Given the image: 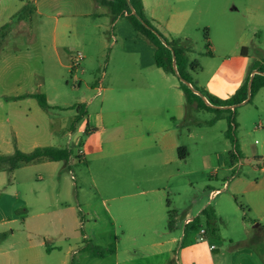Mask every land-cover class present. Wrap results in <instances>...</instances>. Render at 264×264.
Listing matches in <instances>:
<instances>
[{
  "label": "crops",
  "instance_id": "1",
  "mask_svg": "<svg viewBox=\"0 0 264 264\" xmlns=\"http://www.w3.org/2000/svg\"><path fill=\"white\" fill-rule=\"evenodd\" d=\"M243 1L248 14V24L254 26L253 34L256 37V33L264 25V20H260L257 15L258 11L264 12V0ZM142 3L146 16H149L158 25L159 30L171 39H175L183 32L185 24L194 12L193 8L186 7L179 12L170 13L169 17L164 19L160 13L163 0L149 4L147 0H142ZM225 6L229 7V12L239 11L235 3ZM201 9L200 5L199 11ZM108 10L110 13L109 8ZM81 17L86 19L89 14H82ZM59 25L54 31L53 57L57 66L71 69L73 57L70 54L69 59H66L63 49L67 48L65 47L67 32L72 30L70 25ZM78 33L79 31L74 28V34ZM134 35L143 36L137 31ZM80 36L82 39L79 43L82 44L84 32H80ZM143 37L146 40L141 41H146L145 45L149 46L151 54L155 55L156 47L145 36ZM253 42L255 41L245 40L236 43L234 51L222 57L205 87L200 90L226 100L240 88L246 77L263 76L261 70L264 68V51L256 45L252 46L258 55L263 52L260 58L253 57L250 52V45ZM82 56L84 58V55ZM154 63L158 72L153 79L146 76L144 82L146 88L144 91L141 90L143 99H139L133 88L128 89L127 93L122 89L117 113H104L103 106L96 113H89L83 104L77 107V115L70 130L67 131V145L70 147H57L71 151L67 163L42 161L23 165L12 172L7 167L0 169V264H133L134 257L148 258L144 252L146 248L143 247L141 250L135 247L140 238H148V235L151 240H155L152 248L156 253L152 256L157 258V264L170 263L168 261L160 263L158 258L165 253L164 247H171L174 244H177V248H169L168 253L175 254L176 264H221L217 259L226 258L228 252L220 248L221 246L223 248V241L228 239L230 249H235L233 253L231 252L233 264H264V253L251 242L255 240L264 245V166L260 163L264 162V149L263 154L254 156L257 168L253 165L248 174L242 176L233 174L232 180H227L229 177L224 178L225 189L229 192L210 187L208 198L211 203L205 204L204 198L198 203L197 198H194L193 203L184 209H178L180 204L173 206L171 201L173 195L179 199L188 195V189L183 185V181H187L190 175L188 157L184 156L186 160H183L178 149L187 148L189 140L195 137V133L188 126L190 109L206 110L189 106L181 86L174 80L172 82L167 72L156 65L155 58ZM152 64L153 62L146 67L151 70ZM194 67L188 68L189 74ZM157 81L164 82L169 91L159 90ZM97 89L99 93L102 91L101 87ZM106 90H111V87H106ZM149 93L154 98L147 100L146 96ZM262 93L264 87L259 89L249 103L243 105L254 102L256 104L257 101L256 111L261 112L258 99L264 95ZM35 94L38 93L29 92L14 98L36 99L32 97ZM46 99L48 101L47 97ZM48 104L52 107L49 101ZM106 114L109 116L108 124ZM192 120L201 124V120L196 117ZM36 127L38 128V125ZM240 128L245 130L247 135H252L257 130H264V125L260 123L252 129L247 124H238L237 129ZM107 132L110 136L105 144ZM238 136L239 143L243 145L246 136L240 131ZM200 137L204 139L203 135ZM82 139L83 147L78 150L76 160H73L71 146ZM4 143L8 142L3 140ZM28 144H31L29 149L19 150L29 153L38 147H47L41 145L37 134L30 136ZM242 145L241 153H232L233 166L227 170L232 171L234 166L240 169L245 163ZM14 153L0 156H10ZM211 156H215L217 160L220 158L219 153L204 155L203 167L211 169V176L218 178L220 165L213 166L209 162ZM115 158L117 162L112 164L111 160ZM105 160H108L104 163L105 168L117 169L118 185L116 188L104 190L91 185L100 196L103 210H99L92 203H81L80 191L83 187L74 189L73 184L68 182L65 173L61 171L64 169L73 174L74 167L85 165L90 170L92 184L95 180L91 175V167L94 163ZM247 161L251 162L249 159ZM224 165L226 166L225 163ZM75 180L77 183V178ZM185 186L188 187L189 184ZM222 195L227 198L225 205L218 201ZM233 195H242L247 200L249 214L245 211H242V214L245 218L251 215L254 226L251 228L248 222L242 219L239 233L227 236L225 233L231 220L240 217L238 204L230 198ZM232 211L237 215L232 217ZM170 213L173 215L172 223H169ZM164 220L168 221L166 232L159 227ZM209 221L212 228L209 227ZM217 222L224 226L223 230L217 227ZM124 224L127 225L126 229L123 228ZM177 226H181L179 235H175L174 231ZM210 229L214 235L218 234L216 237L221 243L218 246L214 243L209 244L207 254H203L197 243L208 238ZM202 230L205 233L200 240ZM85 240L90 241L93 246L100 247L102 254L96 256L92 252L84 251ZM125 240L133 242L130 250H124ZM213 245L215 249H211ZM169 254L171 256V253ZM223 263L226 264L227 261L224 260Z\"/></svg>",
  "mask_w": 264,
  "mask_h": 264
},
{
  "label": "rangeland",
  "instance_id": "2",
  "mask_svg": "<svg viewBox=\"0 0 264 264\" xmlns=\"http://www.w3.org/2000/svg\"><path fill=\"white\" fill-rule=\"evenodd\" d=\"M155 1L159 0H147V3ZM163 1L160 13L164 19L169 17L170 13L179 12L186 7L194 9L183 32L175 39L182 40L191 51L188 55L189 62L196 65L194 70H190V74L196 88L205 87L222 57L232 53L236 43L245 40L255 41L250 45L251 55L262 56L263 52L258 55L252 46L256 45L264 51V25L255 37L254 26L248 24V14L243 0ZM233 3L239 8L238 13L229 12V7L225 6ZM200 5L201 11H199ZM87 13L89 17L83 19L81 15ZM257 15L260 20H264V12L258 11ZM147 17L159 30L158 25L149 16ZM59 24L70 25L72 30L67 32L65 44L67 48L63 49L66 59H69L70 54L72 57L79 53L84 55L77 67L64 69L55 63L54 31ZM74 28L79 31L78 34H74ZM80 32H84L85 35L82 44L79 43L82 39ZM134 34L136 31L127 17H120L113 22L108 8L97 5L94 0H0V154H12L17 148L29 149L31 144H28V140L33 134L39 136L41 145L67 147V131L74 122L77 107L80 104L85 105L89 113H96L102 106L104 113H117L122 97L120 90L123 89V92L127 93L131 88L135 90L140 100L143 99L141 90L146 88L144 85L146 76H151L153 79L158 71L154 63V54L152 55L149 46L145 45L146 41H141L146 39L141 35L136 37ZM168 39L171 40V38ZM152 62V69L149 70L146 66ZM167 76L172 78V82L174 80L181 86L182 81L177 75L167 73ZM157 83L159 90L169 91L164 82L157 81ZM98 87L102 88L100 93ZM106 87H111V90H106ZM29 92L45 95L52 107L43 109L36 99L14 98ZM146 98L149 100L154 97L149 93ZM258 102L261 112L256 111L257 101L256 104L254 102V104L239 107L235 115L236 123L247 124L252 129L257 124L264 125V95H261ZM194 109H190L188 124L190 130L195 133V137L187 144L190 175L187 181H183L184 187L188 189V195L181 199L175 195L171 197L173 206L181 205L178 209L191 205L194 198H197L198 203L202 202V198L205 204L210 202L208 198L210 187L227 190L224 178L229 177L227 180H232L233 174L242 176L248 174L253 165L257 168L258 164L254 156L263 154L264 149V130H257L252 135H247L242 128L237 129L238 135L240 131L246 136L244 144L239 143L240 146H244L245 163L240 169L234 166L232 171L227 170L233 166L231 156L234 152L231 140L225 136L229 128L230 113H224V120L214 122L216 124L211 127L210 122L215 114ZM108 117L106 114V123ZM195 117L201 120V124L192 120ZM201 135L204 136L203 140ZM109 136L110 133L107 132L105 144ZM3 140L8 143L3 144ZM81 147H83V139L71 146L73 160H76ZM213 153L220 154L219 160L215 156L209 157V162L213 166L220 165L218 178L211 176V169L203 167V156ZM248 159L251 162H248ZM106 162L108 160L96 162L91 167V175L95 180L92 184L90 170L85 165L74 167L73 174L64 169L61 171L65 173L68 182L73 184L74 189L83 187L80 191L81 203H92L99 210L102 209L100 196L95 193V188L91 185L100 190L116 188L118 185L117 169L105 168ZM111 162L116 163L117 159H112ZM260 163L264 166V162ZM72 175L75 178L72 179ZM187 183L188 187L185 186ZM230 198L238 204L240 217L231 220L225 233L227 236L239 233L242 219H245L251 228L254 226L252 216L247 215L245 218L242 214V211L249 214L247 200L242 195H233ZM225 199H227L225 195H222L218 201L225 205ZM231 215L234 217L237 214L232 211ZM159 227L166 232L168 221L164 220ZM217 227L223 230L224 226L217 222ZM123 228L126 229L127 225L124 224ZM180 230L181 226L175 227V235H179ZM217 235V233L214 235L210 229L208 238L197 243L203 254H207L209 244L214 243L218 246L221 243ZM147 237L140 238L135 247L141 250L143 247L146 248L144 252L148 258L134 257L133 264H157V258L152 256L156 253V250L152 248L155 240H151L149 235ZM251 242L264 253L262 243L255 240ZM236 243L241 242L236 241ZM124 246V250H130L133 242L125 240ZM230 247L229 239L223 241V248L221 246L220 249L227 250V257H219L217 262L224 264L223 261L226 260V264H233L234 259L231 258V254L235 249L231 250ZM169 248L176 249L177 244L163 248L165 253L158 258L160 263L168 261L169 264H176L175 254L169 252L171 257L168 253Z\"/></svg>",
  "mask_w": 264,
  "mask_h": 264
},
{
  "label": "trees",
  "instance_id": "3",
  "mask_svg": "<svg viewBox=\"0 0 264 264\" xmlns=\"http://www.w3.org/2000/svg\"><path fill=\"white\" fill-rule=\"evenodd\" d=\"M98 5H105L110 9L112 21L115 22L120 17H127L135 30L145 36L155 47L154 55L156 65L167 73L177 75L181 82V88L186 96L187 103L191 107L203 109L215 114L210 122L213 124L223 118L224 113H230L228 117L229 128L225 136L231 140L234 152L241 153L236 123V109L238 106L249 103L259 89L264 87V69L262 75L246 77L240 88L228 99H220L207 91L200 90L193 84V79L188 72L189 67H194V63H189L188 52L190 50L180 39H168L162 34L148 19L142 0H94ZM32 97L39 101L42 108L48 109L51 106L43 94H35ZM187 148L178 149L179 156L186 160ZM71 157V151L67 148L38 147L32 152L25 153L19 149L10 156H0V169L7 167L10 172L23 165L42 161H63L67 163ZM212 221V218H210ZM173 215L169 214V223H172ZM212 223L209 221V227ZM84 251L92 252L96 256L102 254L101 248L93 246L90 241L85 240Z\"/></svg>",
  "mask_w": 264,
  "mask_h": 264
},
{
  "label": "built area",
  "instance_id": "4",
  "mask_svg": "<svg viewBox=\"0 0 264 264\" xmlns=\"http://www.w3.org/2000/svg\"><path fill=\"white\" fill-rule=\"evenodd\" d=\"M83 59V56H82V54L81 53H79V54H77L76 56H74L73 57V59H72V66L73 67H76V66H78L79 65V63H80V61ZM205 233V231L204 230H202L201 231V235L199 236L200 238V240H202L203 239V234ZM211 249H215V246L213 245V246H211Z\"/></svg>",
  "mask_w": 264,
  "mask_h": 264
}]
</instances>
